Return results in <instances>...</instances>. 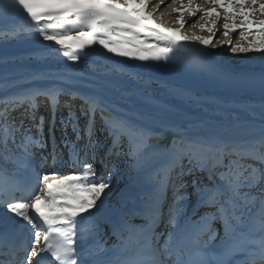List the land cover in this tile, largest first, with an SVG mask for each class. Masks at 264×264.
Returning a JSON list of instances; mask_svg holds the SVG:
<instances>
[{
    "label": "snow or ice",
    "instance_id": "1",
    "mask_svg": "<svg viewBox=\"0 0 264 264\" xmlns=\"http://www.w3.org/2000/svg\"><path fill=\"white\" fill-rule=\"evenodd\" d=\"M211 3L213 7L201 18L219 17L216 8H223L225 37L229 30L237 28L241 29L243 40L247 39L244 33L253 34L255 22L248 20V16L257 11L254 6L258 0H211ZM234 4L239 5L238 12ZM246 4L253 6L250 11L245 10ZM148 7V0H0V24L5 16L17 10L26 12L31 21L29 28H35L43 41L54 42L46 47L72 62L82 61L88 51L95 50L93 45L135 61L171 62L177 51L191 47L185 42L199 41L205 47L212 43V36L182 35L179 28L156 24L146 11ZM187 10L194 15L200 6L193 8L190 0ZM259 11L264 14V2L259 3ZM237 14L243 18L240 24L235 23ZM229 20L233 22L228 23ZM177 23L184 26L182 19ZM215 24L212 20L207 30L211 32ZM200 27L203 30L205 25ZM12 34L17 33L12 30ZM255 35L264 49V19L258 21ZM148 38L156 42L149 43ZM251 47L252 44L239 45L232 51L247 52ZM196 51L200 56L195 66L202 72H214L211 54L204 47ZM4 83L7 84V78ZM236 86L258 90L264 97V74L238 81ZM61 96L69 97L63 102L67 115H62L59 121L64 131L61 142L69 149L67 161L63 153L57 152L54 131ZM76 98L83 101L79 115L72 104ZM0 103L3 104L0 176L4 178L0 185V207L21 217L34 232V242L30 251L24 249L20 264L46 261L48 264H235L237 257L241 258V264H264V104L258 135L223 129L182 115L183 122L165 126L174 133V139L171 145L162 148L151 143L161 135L150 126L155 114L132 107L124 110L116 105L110 107L95 92L80 94L63 84L40 83L34 78L30 88L6 99L0 97ZM42 105L53 113L49 129L53 168L58 162L78 163L81 153L86 155L88 150L95 152L99 148L100 142L94 138L99 112V131L111 140L113 149L126 146L124 155L144 178L148 193L142 206L113 225V232L120 239L121 254H110L96 240L101 227L98 214L105 203L102 196L110 188V180L95 182L94 166L87 161L70 175L45 172L41 176L35 172L34 149L47 147L43 139L44 118L39 117L35 135L31 125L25 127L24 121L35 123ZM17 109H22L19 121L11 115ZM109 112L112 114H106ZM69 128L75 136L73 140L67 138ZM9 164L13 165L11 170ZM185 176L194 177L190 194L186 191ZM205 177L207 184L203 183ZM78 191L91 195L81 197L76 195ZM16 192L21 193L22 200L30 198L31 203L13 202ZM190 197L195 198L192 215L200 207L211 211L193 220L187 215ZM69 200L76 203H68ZM129 217L139 218L142 223L134 225ZM214 223L221 225L222 235L213 227ZM161 226L164 231H157ZM40 228L44 229L42 244ZM0 264L13 262L0 260Z\"/></svg>",
    "mask_w": 264,
    "mask_h": 264
},
{
    "label": "bare ground",
    "instance_id": "2",
    "mask_svg": "<svg viewBox=\"0 0 264 264\" xmlns=\"http://www.w3.org/2000/svg\"><path fill=\"white\" fill-rule=\"evenodd\" d=\"M175 2L182 4L185 0H148L149 7L146 11L152 14L156 24L165 28H179L182 35L195 34L205 38L212 36L213 40L206 47L200 45L199 41L185 42L191 44V47L177 51L171 62L135 61L109 54L99 45H93L92 48L95 50L88 51L82 61L72 62L53 54L46 47L54 42H45L38 37L37 30L29 28L31 21L27 15L0 24V97L6 99L12 94L30 88L34 78L40 83L57 82L64 87L71 85L70 88L66 86V89L78 91L80 94L95 92L109 102L110 107L116 105L121 110L132 107L155 114L156 119L150 126L155 127L161 135L158 140L153 139L151 143H158L162 148H167L174 139V133L165 126L173 122H183L182 115L193 121H205L223 129L243 130L244 133L258 135L264 97L258 90L239 88L236 83L264 74V49L255 47L247 52H233L232 48L241 44L239 41L234 44L230 36L223 35L224 23L221 29H216L214 33L207 30L211 26L210 22L203 31L191 29L189 21L184 22V26L181 27L177 21L165 15L167 5L172 6ZM257 7L259 8V5ZM191 23L197 24L194 20ZM12 30L17 34L13 35ZM143 38L141 36V39ZM148 39L149 43L156 42L153 38ZM202 47L211 54L210 59L215 65V71L212 73L202 72L195 66L200 56L196 50ZM188 57L190 58L187 59ZM75 104L79 109L82 102L75 101ZM20 114L21 111L18 110L11 113L17 118H20ZM94 138L99 142L103 140L101 137ZM111 149L113 150V147ZM125 151L126 148H123L121 160L118 162L110 155L101 172L95 175V182L102 180L103 174L111 168V163L114 166L115 163L123 165V160L130 162L124 155ZM89 152L92 151L88 150L87 154ZM48 172H55L61 176L75 173L66 167L53 168L51 165ZM116 176L119 178L120 174ZM147 193L148 186L144 178L136 172L121 191H118L113 201L110 193L105 190L106 203L98 214L101 217V227L96 240L109 249L110 253L120 243L118 235L113 232V225L126 218L127 210L135 201L143 204V198ZM76 195L90 197L91 194L78 191ZM68 203L76 201L69 200ZM198 210V215H192V211H188L187 215L196 220L209 211L203 207ZM6 213L11 212L6 210ZM9 218L14 220L16 217H0V233L10 229L11 226L6 224ZM124 236H127L126 232ZM32 243L33 240L30 239L23 247L22 257L25 255L24 249L30 250Z\"/></svg>",
    "mask_w": 264,
    "mask_h": 264
},
{
    "label": "rangeland",
    "instance_id": "3",
    "mask_svg": "<svg viewBox=\"0 0 264 264\" xmlns=\"http://www.w3.org/2000/svg\"><path fill=\"white\" fill-rule=\"evenodd\" d=\"M264 0H258V3L254 6L257 11H255L254 13H252L251 15L248 16V20L250 21H254L255 23H253L252 25V28H253V34H248V33H244V35L247 36V39L246 40H243L241 39V29L237 28L236 30H229L228 31V36L231 37V40H233L232 42L235 44L237 43L238 41L240 42V44H244L243 46L247 47L249 44H252L253 47L251 48H255V47H260V44L262 42H258L257 41V37L255 35V31L256 29L258 28V21L259 20H262L264 19V14H262L260 11H259V8L257 7L259 5L260 2H262ZM189 3H190V0H185V2H183L182 4L181 3H173L174 5H170L169 4L167 5V9L165 10V15L168 16L170 19H173L174 21H179V20H183L184 22L186 21H189V26L191 27V29H195V30H202L200 29L201 25H208L211 23L212 20H215L216 21V24H215V27L212 29L211 32H215L216 29H221L222 27V24L225 23V20H224V15H225V10L223 8H220V7H217L216 8V11L219 13V17H216V16H213V17H210V18H204L202 19L201 17H204V13L205 11L211 9L213 7L212 3H211V0H191V6L193 8H196V6H200V10L196 11L194 15H190L189 12H188V7H189ZM171 4V2H170ZM154 5V4H153ZM156 5V4H155ZM234 9L237 10L238 12V9H239V5H233ZM245 10L246 11H250L249 9L251 8V6H249L248 4H246L245 6ZM253 7V6H252ZM233 15V13H229V16ZM178 16V17H177ZM259 16V17H258ZM243 18L240 17L238 14L236 15L235 17V23L236 24H240L241 20ZM195 21L197 24L196 27L193 23L190 24V22L192 21ZM210 22V23H209ZM233 21L232 20H229L228 23H232ZM220 23V24H219ZM192 24L194 26H192ZM219 24V25H218ZM220 28H219V27ZM198 27V28H197ZM211 27V26H210ZM197 28V29H196ZM203 31V30H202ZM207 33V32H205ZM209 33V32H208ZM250 48V49H251ZM190 57H188L187 59H189ZM92 151V150H91ZM124 162V163H123ZM123 165H120L123 167V170H118L117 174H120L119 178H116L117 176L115 175H112L115 171L113 169L111 174H110V179H111V182H112V185H110V188L108 189H105L107 192L110 193V196H111V199L112 201L116 198V195L118 193V191H121V188L125 185V183L127 181H130L132 179V177L134 176L135 174V171L133 168H131V163L129 165H126L127 161L125 162L123 160ZM111 167H112V163H111ZM114 168V167H113ZM103 169V168H102ZM120 172V173H119ZM97 174V172H95ZM95 174V175H96ZM121 177V178H120ZM187 177V176H185ZM194 177L192 176H189V178L187 180L188 181V188L186 189V191L190 194L192 192V187H191V180L193 179ZM106 180H109L108 178ZM185 179V181H187ZM104 181V180H103ZM203 183H204V179H203ZM117 185V186H116ZM105 196V194H104ZM103 197V196H102ZM193 204H195V198L194 197H190ZM104 202L106 203L105 199H103ZM190 212V211H189Z\"/></svg>",
    "mask_w": 264,
    "mask_h": 264
}]
</instances>
